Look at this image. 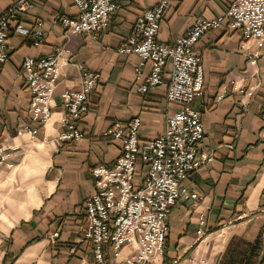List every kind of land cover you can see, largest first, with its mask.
<instances>
[{
    "label": "crops",
    "instance_id": "crops-1",
    "mask_svg": "<svg viewBox=\"0 0 264 264\" xmlns=\"http://www.w3.org/2000/svg\"><path fill=\"white\" fill-rule=\"evenodd\" d=\"M13 1L0 0V13ZM116 1L119 9L111 15L106 31L95 38L66 32L54 22L56 14L74 15L71 0H31L19 20L25 29L35 21L41 24L39 46H32L24 31L8 34L7 59L0 69V149L12 167L0 166V264H93L89 247L78 242V225L84 219L81 204L93 189L87 170L96 163L110 164L118 153L117 145L101 133L113 122L126 123L136 116L137 137L150 139L162 130L165 114L177 109L166 106L163 85L144 95L135 93L130 85L137 58L114 50L135 16L156 0ZM231 1L168 0L157 40L172 43L196 18H214ZM240 40L238 31H228L222 23L195 43L202 90L189 107L200 113V146L213 158L182 183L200 196L197 202L178 200L170 208L164 264L175 258L178 264H188L190 257L211 264L208 248L215 243L213 234L218 229L225 236L224 244L234 238L246 243L237 252L229 249L223 264H264V57H252L255 45L246 42L242 49ZM55 48H61V56L51 114L30 140L27 133L16 134L28 120V92L19 78V64L25 56L44 57ZM75 64L97 72L98 84L79 123L83 137L57 144L60 94L77 88ZM199 214L205 221L202 227ZM52 230L59 233L55 245L46 238ZM129 251V245L122 247L109 264H124L121 261Z\"/></svg>",
    "mask_w": 264,
    "mask_h": 264
},
{
    "label": "built area",
    "instance_id": "built-area-1",
    "mask_svg": "<svg viewBox=\"0 0 264 264\" xmlns=\"http://www.w3.org/2000/svg\"><path fill=\"white\" fill-rule=\"evenodd\" d=\"M71 1L76 15L72 18L58 16L57 19L62 26L76 33L104 30L112 13L119 8L116 0ZM166 4L167 0H157L140 11L117 52L139 57L137 69L145 61L148 63L149 72L143 77L136 70L135 90L139 93L160 83L162 70H167L165 99L178 105L179 110L165 118L162 131L151 140L136 137L137 118H132L127 125L114 122L103 131V136L119 141L120 154L112 164L97 163L88 170L93 189L82 202L84 219L80 229L83 240L91 244L94 264H107L104 245L116 255L120 246L125 244L136 250L126 259V264H156L155 258L161 253L167 232L165 220L170 206L179 197L192 201L199 199L196 192L182 184L192 170L210 163L213 158L209 151L199 148L202 139L200 113L189 107L202 90V67L193 44L204 32L224 23L229 31L239 32L243 41L240 48L250 42L257 48L252 57H264V0H232L223 14L210 19L196 18L192 26L170 44L156 40ZM29 6L30 0H15L0 13V66L7 59L8 30L22 29L18 16ZM30 37L33 45L40 43L38 24L32 28ZM59 54L60 50L56 49L53 54L40 58L25 57L20 62V78L30 93L29 112L34 123L44 122L48 116L47 106L53 92ZM96 77V74L83 71L78 90L60 94L59 124L63 129L57 136L59 141L81 138L76 120L87 110V92L94 86ZM220 97L216 96L217 99ZM261 107L264 110V102ZM30 132L34 133L35 129ZM5 156L0 152V163ZM137 173L140 174L139 180L136 179ZM199 224L202 225L203 221L200 220ZM55 236V231L49 234L50 239ZM188 261L189 264H198L192 258ZM168 264H178V261L173 259Z\"/></svg>",
    "mask_w": 264,
    "mask_h": 264
},
{
    "label": "rangeland",
    "instance_id": "rangeland-1",
    "mask_svg": "<svg viewBox=\"0 0 264 264\" xmlns=\"http://www.w3.org/2000/svg\"><path fill=\"white\" fill-rule=\"evenodd\" d=\"M72 2V1H71ZM155 2H157V0L155 1ZM167 3H168V0H167ZM167 5V4H166ZM30 6H31V0H30ZM29 6V7H30ZM72 6H73V4H72ZM228 6V5H227ZM28 7V8H29ZM166 7V6H165ZM164 7V8H165ZM27 8V9H28ZM73 8H74V10H75V13H74V15L73 16H65V15H60V14H56V15H54V17H53V20H54V22H56V23H58L62 28H63V30L64 31H70V30H68L65 26H62L61 24H60V22H59V20L57 19V17L58 16H60V17H66V18H72V17H74L75 15H76V9H75V7L73 6ZM26 9V10H27ZM119 9V8H118ZM226 9H227V7H226ZM225 9V10H226ZM26 10L22 13V15L26 12ZM142 10H144V9H142ZM141 10V11H142ZM164 10V9H163ZM114 13V12H113ZM112 13V14H113ZM162 13H163V11H162ZM223 14V13H222ZM22 15H20V16H18V19H20V17L22 16ZM221 15V14H220ZM161 16H162V14H161ZM219 16V15H218ZM136 17V16H135ZM217 17V16H216ZM111 18V17H110ZM110 18H109V21H108V24H107V26H106V28L104 29V30H101V31H98V32H95V33H84V32H79V33H76V32H72V31H70V32H72V33H76V34H85V35H87V36H91L92 38H95V36L97 35V34H99V33H101L102 31L104 32V31H106V29L108 28V25H109V22H110ZM135 19V18H134ZM207 19V18H206ZM160 20H161V17H160ZM134 22V21H133ZM159 23H160V21H159ZM21 24V23H20ZM36 24H38V27H39V29H40V31H41V37H40V43L38 44V45H33L32 44V42H31V37H30V33H31V30H32V28H34L35 26H36ZM133 24V23H132ZM193 24V23H192ZM225 25V24H224ZM132 26V25H131ZM192 26V25H191ZM190 26V27H191ZM226 27V26H225ZM21 30H19V31H24L25 32V34H28V38H29V40H30V43H31V45L32 46H39L40 44H41V41H42V35H43V33H42V30H41V24L38 22V21H35L34 22V24L29 28V29H25L23 26H22V24H21ZM158 28H159V26H158ZM130 29H131V27H130ZM227 29V28H226ZM228 30V29H227ZM10 31H13V32H17L18 30H14V29H9L8 30V34L10 33ZM158 31V30H157ZM208 31V30H207ZM229 31V30H228ZM186 32V31H185ZM184 32V33H185ZM232 32V31H231ZM129 33H130V30H129V32H128V34L122 39V40H120L119 42H118V44H117V46L115 47V52H116V54H119V55H134V54H124V53H118L117 52V48L119 47V45H120V43L121 42H123L126 38H127V36L129 35ZM184 33H182V34H184ZM205 33V32H204ZM203 33V34H204ZM182 34H180V35H182ZM157 35V34H156ZM180 35H178V36H180ZM178 36H176V37H178ZM175 37V38H176ZM174 38V39H175ZM174 39H173V41H174ZM200 39V38H199ZM198 39V40H199ZM156 40H157V37H156ZM197 40V41H198ZM158 41V40H157ZM172 41V42H173ZM196 41V42H197ZM159 42V41H158ZM195 42V43H196ZM242 39L240 40V44H239V47H240V45L242 44ZM160 43H163V42H160ZM170 43V42H169ZM195 43L193 44V49L198 53V51L196 50V48H195ZM166 44V43H165ZM168 44V43H167ZM56 49H59L60 50V54L57 56V59H56V65H55V79H54V86H53V90H54V87H55V84H56V79H57V66H58V58L61 56V48H55V50L53 51V52H50L49 54H53V53H55L56 52ZM6 50H7V42H6ZM49 54H47V55H49ZM198 55H199V53H198ZM46 56V55H45ZM136 58H137V61L135 62V64L133 65V83H132V85H130V88H132V90L135 92V93H137V94H140V95H144V94H146L147 92H149V90H151L153 87H155V86H158V85H163L164 86V101H165V104H166V106H177V109L176 110H173L171 113H168V114H165V116H164V118H163V127H164V121H165V118L167 117V116H170V115H172V114H174V113H176L178 110H179V107H178V105H176V104H173V103H168L167 101H166V99H165V92H166V88H167V82H168V78H167V76H166V73H167V70H165V69H163L162 70V76H161V82L160 83H158V84H155V85H153V86H151V87H148L147 88V91L146 92H143V93H139V92H137L135 89L137 88L136 87V85H137V80H136V78H135V75H136V70H139L140 71V73H141V75H142V77L144 76V75H146V74H148V72H149V67H148V63L145 61L144 63H143V65L141 66V67H139L138 69H137V64H138V62L140 61V58L139 57H137L136 55H134ZM25 57H32V56H25ZM25 57H23V59L25 58ZM199 57H200V55H199ZM32 58H34V57H32ZM22 59V60H23ZM5 62V61H4ZM3 62V63H4ZM3 63L1 64V66L3 65ZM200 63H201V60H200ZM1 66H0V69H1ZM75 66H76V68L79 70V78H78V85H79V83H80V79H81V75H82V73H83V71H89V72H91L92 74H96L97 75V77H96V80H95V84H94V86L89 90V92H87V96H86V106H87V110H86V112H85V114H83L79 119H77L76 121L77 122H79L80 123V120L86 115V113L88 112V110H89V101H88V97H89V94L92 92V90H94L95 89V87H96V85H97V81H98V73L97 72H94V71H92V70H89V69H87L84 65H78V64H75ZM202 67V66H201ZM18 74H19V78H20V64H19V69H18ZM21 79V78H20ZM21 82H22V84L25 86V89H26V91L28 92V98H27V105H26V112H27V114H28V120H27V122L25 123V125H21V126H18V128L16 129V134L17 135H20L21 133H27L28 134V136H29V139L30 140H34L35 138H36V135H37V133L39 132V130L42 128V126H43V124L45 123V121L49 118V116H50V114H51V110H50V101H51V96H52V94L50 95V98H49V101H48V116L46 117V119H45V121L43 122H38V123H34L33 121H32V119H31V114H30V112H29V96H30V93H29V90L27 89V87H26V85H25V82H24V80H21ZM78 85H77V88H75V89H67V90H65L64 92H69V91H76V90H78ZM248 92V91H247ZM53 93V92H52ZM63 93V92H62ZM61 93V94H62ZM245 93H246V91H245ZM250 93V92H249ZM61 103H62V98H61V96H60V105H59V110H58V113H59V117H58V132H57V134H56V136H55V141L57 142V144H62V143H65V142H76V141H79L82 137H83V131H82V129H81V127H80V124L79 123H77L78 124V126H79V131H80V133H81V138L80 139H78V140H69V141H66V140H63V141H59L58 139H57V136L59 135V133L62 131V126L59 124V120H60V116H61ZM262 105V104H261ZM132 118H137L138 119V121H139V118L138 117H131L130 118V120L132 119ZM129 120V121H130ZM129 121H127V122H129ZM127 122L126 123H120V122H118V123H120L121 125H127ZM114 123V122H113ZM113 123H111V124H113ZM110 124V125H111ZM109 125V126H110ZM108 126V127H109ZM107 127V128H108ZM139 127H140V121H139ZM138 127V128H139ZM30 128V129H29ZM27 129H29V131H27ZM32 129H35V132L34 133H31L30 132V130H32ZM163 129V128H162ZM138 130V129H137ZM162 131V130H161ZM160 131V132H161ZM159 132V133H160ZM158 133V134H159ZM103 134V132L101 133V135ZM157 134V135H158ZM157 135L156 136H154L153 138H150V139H144V140H151V139H154L155 137H157ZM136 137H137V131H136ZM138 138V137H137ZM109 140L111 141V142H114L116 145H117V147H118V153H117V155L115 156V158L112 160V162H110V164H112L114 161H115V159H116V157L120 154V143H119V141H117V140H114V139H112L111 137H109ZM138 140H143V139H139L138 138ZM199 148H200V150H203L202 148H201V146H199ZM204 151H206V150H204ZM0 152L2 153V154H5L6 156H5V159H3V161L0 163V166H3V167H5V168H11L12 167V164L10 163V162H8L7 161V159H6V157H7V154L6 153H3L2 151H1V149H0ZM206 152H208V151H206ZM211 153V152H210ZM212 154V153H211ZM212 156H213V154H212ZM212 161V160H211ZM97 164V163H96ZM98 164H105V163H98ZM110 164H107V165H110ZM95 165V164H94ZM93 166V165H92ZM203 166V165H202ZM201 167V166H200ZM199 167V168H200ZM90 168V167H89ZM89 168H88V170H89ZM139 168V167H138ZM137 168V169H138ZM198 169V168H197ZM88 170H87V172H88ZM140 171H142V170H138L137 172H140ZM194 170H192L191 172H193ZM190 172V173H191ZM189 173V174H190ZM88 174H89V172H88ZM90 176V175H89ZM91 177V176H90ZM188 177V176H187ZM187 177L185 178V180L187 179ZM136 179L137 180H139L140 179V174H138L137 173V175H136ZM92 191V190H91ZM89 194V193H88ZM87 194V195H88ZM86 195V196H87ZM199 198H200V196H199ZM84 200V199H83ZM178 200H185V199H183V198H181V197H179V198H177L176 199V201H175V203L178 201ZM188 200V199H187ZM198 200V199H197ZM197 200L196 201H192L193 203H195V202H197ZM83 202V201H82ZM174 203V204H175ZM173 204V205H174ZM173 205H171L170 206V208L173 206ZM81 208H82V204H81ZM83 210V209H82ZM169 212H170V209H169ZM169 212H168V214H169ZM168 214H167V216H168ZM167 216H166V226H167V232H168V224H167ZM201 216V217H200ZM200 220H202L203 221V224L202 225H200L199 224V221ZM83 222H81L79 225H78V232H79V236H78V242H80V243H83V244H85V245H87L88 247H89V249H90V252H91V255H92V260H93V252H92V247H91V244L89 243V242H87V241H85V240H83V237H82V230L80 229V227H81V224H82ZM198 225L199 226H204L205 225V221H204V217H203V215L202 214H199V216H198ZM53 231H55V232H57V236H55V237H53L52 239H50L49 238V234L51 233V232H53ZM220 231H221V229H218L216 232H214V234H213V236H215L214 238H216V239H212V242L215 244H212V246L210 245L209 246V248L208 249H212L211 251L212 252H210L211 254H212V260H211V264H223V260H224V257H225V254L228 252V250L229 249H231L230 251L232 252V253H234V252H237L238 250H241V249H243L244 247H246V243H245V241H243V239H241V238H234V239H230V241H228V243H226V244H224V242H225V236H221V234H220ZM167 232H166V235H165V238H164V242H163V245H162V248H161V253H160V255L159 256H156V257H159L158 258V260H156V264H164L163 263V251H164V246H165V239H166V236H167ZM58 235H59V233H58V231L57 230H52V231H50V232H48L47 233V235H46V238H47V240L49 241V243L50 244H52V245H55V243H56V240H57V238H58ZM126 245H129L130 246V251L127 253V255L125 256V258H123V260L121 261V262H123L124 264H126L125 262H126V259H128V258H130V257H132L134 254H135V249H133V247H132V245H130V244H125V245H122V246H120V248H119V250L117 251V254L116 255H113L112 253H111V249H110V247L108 246V245H104V249H103V254H104V259H106V261H107V264H109V260H110V258H116L117 256H118V254H119V252H120V250L122 249V247H124V246H126ZM263 245H264V234H263V241H262V244H261V248H262V253H263V255H264V249H263ZM215 248V249H214ZM221 250L223 251L222 253H221ZM216 252V253H215ZM214 254V255H213ZM263 255H262V258L261 259H263ZM210 256V254H209V251H206V257L208 258ZM190 258H193V260H194V262L195 263H198L199 264V261H202V264H203V259H199V258H194V257H190ZM217 258V259H216ZM175 259H177V258H175ZM177 261H178V259H177ZM189 262V261H188ZM154 264H155V262H153ZM169 263V262H168ZM167 263V264H168ZM93 264H94V260H93ZM189 264V263H188Z\"/></svg>",
    "mask_w": 264,
    "mask_h": 264
},
{
    "label": "bare ground",
    "instance_id": "bare-ground-1",
    "mask_svg": "<svg viewBox=\"0 0 264 264\" xmlns=\"http://www.w3.org/2000/svg\"><path fill=\"white\" fill-rule=\"evenodd\" d=\"M103 32V31H102ZM9 38V37H8ZM6 55H7V50H6ZM98 84V83H97ZM90 106V105H89ZM51 110V109H50ZM81 121V120H80ZM79 123V122H78ZM175 206V205H174ZM171 211V210H170ZM155 260H158V257L155 258Z\"/></svg>",
    "mask_w": 264,
    "mask_h": 264
},
{
    "label": "trees",
    "instance_id": "trees-1",
    "mask_svg": "<svg viewBox=\"0 0 264 264\" xmlns=\"http://www.w3.org/2000/svg\"><path fill=\"white\" fill-rule=\"evenodd\" d=\"M263 259H264V255H263ZM263 259H261V262H263Z\"/></svg>",
    "mask_w": 264,
    "mask_h": 264
}]
</instances>
